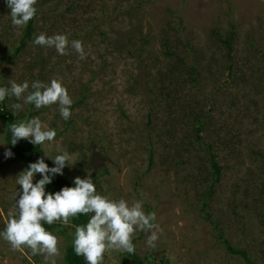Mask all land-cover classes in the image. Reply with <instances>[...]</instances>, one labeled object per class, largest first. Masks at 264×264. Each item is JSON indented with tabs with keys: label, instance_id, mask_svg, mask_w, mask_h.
Returning a JSON list of instances; mask_svg holds the SVG:
<instances>
[{
	"label": "rangeland",
	"instance_id": "rangeland-1",
	"mask_svg": "<svg viewBox=\"0 0 264 264\" xmlns=\"http://www.w3.org/2000/svg\"><path fill=\"white\" fill-rule=\"evenodd\" d=\"M36 22L38 34L82 41L86 58L70 45L60 55L33 42L16 60L4 58L19 45L23 28L12 25L0 0V87H10V80L31 86L43 76L46 84L61 80L73 103L85 91L67 121L58 105L30 112L26 104L19 113L22 121L39 117L56 130L55 140L41 146L50 156L63 150L73 156L63 169L69 176L97 175L102 195L142 200L146 213H156L163 229L157 246L147 245L150 233L137 231L136 254L156 264H264V0H52ZM231 31L230 78L223 40ZM166 39L178 58L165 53ZM35 61L38 68L30 65ZM181 61L196 65L198 82ZM174 64V79L165 78ZM199 118L203 142L224 169L206 209L204 193L215 176L209 145L196 137ZM4 135L0 119V231L15 212L22 191L17 176L26 169L5 156ZM220 231L250 261L230 253ZM53 234L61 251L57 264H64L68 240ZM120 253L106 252L103 264H122ZM0 264L45 261L0 238Z\"/></svg>",
	"mask_w": 264,
	"mask_h": 264
},
{
	"label": "clouds",
	"instance_id": "clouds-1",
	"mask_svg": "<svg viewBox=\"0 0 264 264\" xmlns=\"http://www.w3.org/2000/svg\"><path fill=\"white\" fill-rule=\"evenodd\" d=\"M6 3L10 9L11 23L16 28L25 27L36 15L37 0H6ZM33 43L54 48L60 55H67L70 45L79 59L86 58L83 42H70L67 34L48 36L42 32L35 36ZM9 83L10 87H0V102L6 97L22 101L10 105L13 115L22 111L24 105L34 104L37 109L58 105L65 121L71 117L73 101L61 80L53 78L47 84L36 80L31 86L27 81L17 83L10 80ZM10 131L13 146L21 139L33 145H44L54 141L57 135L56 130L48 128L39 117L12 123ZM5 156H13L10 149ZM44 157L51 159L55 166L49 167ZM72 163L73 156L67 150L55 156L45 153L18 174L16 183L22 191L16 193L15 212L9 211V219L4 230L0 231V238L7 241L13 251L28 249L32 256H43L45 264H57L56 258L61 256L59 238L43 225L60 222L67 226L70 218L89 215L90 219L85 225L75 226L73 240L75 254L82 256L87 264H103L108 251L134 254L136 247L133 237L137 231L150 233L147 245L156 248L163 229L155 222V212L144 211L142 200L129 204L123 198L116 200L102 195L97 192L90 175L86 178L75 177L73 187L66 186L55 193L46 192V185L52 183V178L57 174L63 175V169ZM37 173L42 178L34 183Z\"/></svg>",
	"mask_w": 264,
	"mask_h": 264
},
{
	"label": "trees",
	"instance_id": "trees-1",
	"mask_svg": "<svg viewBox=\"0 0 264 264\" xmlns=\"http://www.w3.org/2000/svg\"><path fill=\"white\" fill-rule=\"evenodd\" d=\"M50 1L52 0H37V3L35 5L37 12L35 17L30 20L28 22V24L23 27V32L21 34V38H20V42L19 45L15 48V50L11 53V55H4V58L10 59L12 61L16 60L17 58H19L23 52L26 51L27 46L29 45L30 42H33L35 39V36L38 35L37 33V16L39 14V11L41 8H43L46 4H48ZM61 0H59L60 2ZM76 4V3H74ZM234 37H235V32L231 31V34L228 36L227 39L223 40V43L226 45L227 47V52H228V60L230 62L229 65V77H232V70L234 68V62H233V43H234ZM170 42L168 41V39H166L164 41V49H165V53L168 55V57L172 58H178L177 54L175 51H173L172 49H170L169 44ZM128 48L127 45H124L122 47V49L126 50ZM141 51H143L141 49ZM130 52L131 55L135 56L134 52L132 53ZM62 61V60H61ZM61 61L59 63H61ZM181 63L183 66H186V62L185 61H181L179 62ZM40 63H38L37 61L35 62H31V66L38 68L40 65ZM187 73L190 75V81L191 82H198L197 79V68L196 65H187ZM174 70H177L176 64H174L172 67L169 68V71L167 72V75H164L165 78L167 79H174L173 77V72ZM43 77V76H42ZM42 77H40L39 81L42 79ZM230 79H227V82ZM150 93H152V89L149 88L148 89ZM31 91V90H30ZM85 100V91H83V95L80 99H78L77 101H75L72 106H71V112H73V110L75 108H77L80 104H82L81 102H83ZM19 101H17L14 97H6L5 100L3 102H0V119L3 122V125L5 127V135H4V139L7 145V150H11V152L13 153V156L10 157V162L11 163H20L22 165H24L26 168L28 167V165L30 163L36 162L39 158H41L44 154L45 151L43 150V147L41 145H33L32 143H30L28 140H24L21 139L18 141V143L13 146L11 145V139H12V134L10 131V125L12 123H19L22 121V118L20 116V113H17L16 115H13V110L11 109L10 105L12 103H17ZM28 110L30 112L35 110V105L34 104H28ZM37 112H39L38 110H36ZM34 111V112H36ZM212 112V109L210 110ZM209 112L206 114V117L209 118ZM151 117V115H150ZM202 118H199V121L196 122V137L198 141H201L203 144H208L209 145V152L212 156L211 158V164H212V168H213V176L214 177V181H213V185L211 187L210 190L206 191L204 193V200H203V208L206 209L208 207V201H209V197H211L214 194V190L215 188H213L214 184H220V182L222 181L223 178V166L220 164V162L217 160L218 158V153L215 151H212V146L209 143L203 142V130H204V124L201 122ZM45 159V163H47L49 165V167H54V163L51 159L44 157ZM82 157L80 158L79 162H82ZM150 162H153V154H151V158H150ZM85 163H82V165ZM87 170L82 171L83 174L86 175ZM39 175V179H41V175L39 173H37ZM74 179L73 177L69 176L67 173H65L63 171V175H55L52 178V183L46 185V192H52L55 193L59 190H61L63 187H73L74 186ZM93 182L96 186L97 192H99L100 194L102 193V190L99 186V183H97V175L94 176L93 178ZM217 186V185H216ZM208 215H206V218L212 222V217L210 213H206ZM90 219L89 215H78L76 217L70 218V224L69 225H63L60 222H56L52 225H48V224H44L43 226L46 228V230H48L51 233H56L59 235H64L66 236L68 243L66 246V250H65V254L63 257L64 260V264H87V262L84 260V258L82 256H77L74 252V247H73V240H74V233H75V226L76 225H85L88 220ZM264 224V222H263ZM218 228V226H216ZM224 235L222 234V232L220 231V237L224 240V242L226 243L227 249L230 253L235 254V255H241L243 256L247 261H250L248 254L246 251L235 248L234 246H232L229 242V240L225 239L223 237ZM133 243L136 247V243L137 240L133 239ZM120 257L122 259V264H145V262H148L150 264H156V262H154L151 259V256H145L143 259L141 257H139L136 254V251L134 254H128V253H120Z\"/></svg>",
	"mask_w": 264,
	"mask_h": 264
}]
</instances>
